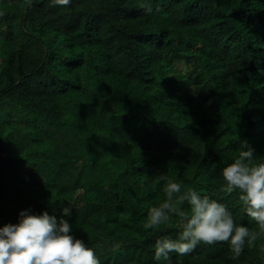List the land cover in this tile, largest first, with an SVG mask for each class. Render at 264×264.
<instances>
[{
    "label": "trees",
    "instance_id": "obj_1",
    "mask_svg": "<svg viewBox=\"0 0 264 264\" xmlns=\"http://www.w3.org/2000/svg\"><path fill=\"white\" fill-rule=\"evenodd\" d=\"M244 140L264 162V0H0V227L46 211L100 264H264L222 179ZM162 175L258 239L156 261L181 231L143 227Z\"/></svg>",
    "mask_w": 264,
    "mask_h": 264
},
{
    "label": "clouds",
    "instance_id": "obj_2",
    "mask_svg": "<svg viewBox=\"0 0 264 264\" xmlns=\"http://www.w3.org/2000/svg\"><path fill=\"white\" fill-rule=\"evenodd\" d=\"M71 0H50L52 6L67 7ZM152 12L150 5H142ZM255 150L246 140L240 142L237 158L222 169L226 191H238L244 211L256 222L260 233H264V162H255ZM165 180L166 199L149 208L145 229H157L160 225L179 218L181 231L178 238L162 236L155 240L153 258L156 261L170 260L175 253L186 256L198 245H214L227 242L232 259L242 254L246 242L258 239L255 230L237 225L228 207L208 196H201L195 189L182 191L178 182L161 176ZM187 209L182 208L184 204ZM16 224L0 227V264H100L95 251L84 240L72 235V225L65 219L57 221L48 212L39 215L30 210L19 214ZM62 215H70L64 209Z\"/></svg>",
    "mask_w": 264,
    "mask_h": 264
}]
</instances>
